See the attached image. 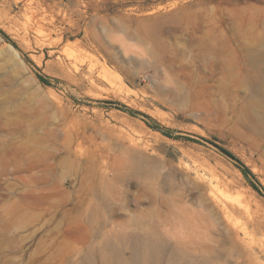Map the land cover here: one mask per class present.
Listing matches in <instances>:
<instances>
[{
  "label": "rangeland",
  "instance_id": "1",
  "mask_svg": "<svg viewBox=\"0 0 264 264\" xmlns=\"http://www.w3.org/2000/svg\"><path fill=\"white\" fill-rule=\"evenodd\" d=\"M261 38L264 0H0V264H111L106 240L146 233L166 259L264 264L244 122ZM209 170L243 189L251 243Z\"/></svg>",
  "mask_w": 264,
  "mask_h": 264
},
{
  "label": "bare ground",
  "instance_id": "2",
  "mask_svg": "<svg viewBox=\"0 0 264 264\" xmlns=\"http://www.w3.org/2000/svg\"><path fill=\"white\" fill-rule=\"evenodd\" d=\"M12 50L16 57H20L19 53L13 48ZM246 59L248 66H246L244 81L249 90V98L244 106V122L248 135L246 140L250 142V149L261 158V166L264 169V38L246 51ZM101 72L103 79L106 72ZM86 77L95 81V76L92 74ZM217 174L209 170L206 173L207 177L201 179L202 185L207 187L211 200L229 227V233L233 235V238L249 244L252 241L250 231L235 219L239 215L249 213L243 198L246 195L244 196L241 192L243 189L239 190L230 181ZM116 240V244L110 240L103 243L104 258L111 264H203L190 255L173 254L166 259L164 245L157 237L149 233L135 236L119 235ZM126 249L131 253L129 258L123 253Z\"/></svg>",
  "mask_w": 264,
  "mask_h": 264
},
{
  "label": "trees",
  "instance_id": "3",
  "mask_svg": "<svg viewBox=\"0 0 264 264\" xmlns=\"http://www.w3.org/2000/svg\"><path fill=\"white\" fill-rule=\"evenodd\" d=\"M40 79H41L42 82L47 83V80H45L44 78H41V77H40ZM165 135H167L168 137H172L169 133H165ZM220 149H221V151H223V153H225L227 156H229V157H231V158H234V156H233L231 153L227 152L226 150H224V149H222V148H220ZM241 169H242L243 174H244L247 178H248L249 176L252 175L251 172L249 171V169L246 168L245 166H242ZM251 185H252V187H253L258 193H260L261 195H264V191H262L257 185L252 184V183H251Z\"/></svg>",
  "mask_w": 264,
  "mask_h": 264
}]
</instances>
